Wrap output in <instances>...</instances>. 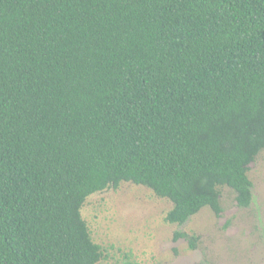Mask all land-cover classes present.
<instances>
[{"label": "trees", "instance_id": "1", "mask_svg": "<svg viewBox=\"0 0 264 264\" xmlns=\"http://www.w3.org/2000/svg\"><path fill=\"white\" fill-rule=\"evenodd\" d=\"M263 148L264 0H0V264L99 262L81 208L121 181L248 207Z\"/></svg>", "mask_w": 264, "mask_h": 264}, {"label": "rangeland", "instance_id": "2", "mask_svg": "<svg viewBox=\"0 0 264 264\" xmlns=\"http://www.w3.org/2000/svg\"><path fill=\"white\" fill-rule=\"evenodd\" d=\"M253 201L238 206L220 186L222 211L203 207L183 224L165 220L172 203L149 187L121 181L86 197L81 215L103 257L96 264H264V148L249 164ZM196 235L195 248L186 237Z\"/></svg>", "mask_w": 264, "mask_h": 264}]
</instances>
